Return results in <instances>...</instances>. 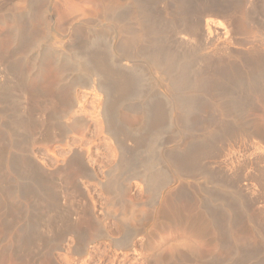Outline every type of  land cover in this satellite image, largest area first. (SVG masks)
I'll list each match as a JSON object with an SVG mask.
<instances>
[{
    "label": "rangeland",
    "instance_id": "obj_1",
    "mask_svg": "<svg viewBox=\"0 0 264 264\" xmlns=\"http://www.w3.org/2000/svg\"><path fill=\"white\" fill-rule=\"evenodd\" d=\"M101 1L0 0V264H264V189L253 181L264 152L253 136L229 141L237 123L264 128V96L244 89L258 76L227 86L222 115L204 89L173 92L180 71L155 69L146 53L173 55L188 79L211 72L201 60L219 53L175 35L170 15L206 1L249 11L254 35L231 34L247 40L232 47L243 69L244 56H264V0H118L111 12ZM137 1L156 33L129 48L118 22L139 35ZM34 103L48 140L27 128ZM166 153L185 177L172 179ZM199 214L215 217L220 240L180 224Z\"/></svg>",
    "mask_w": 264,
    "mask_h": 264
},
{
    "label": "bare ground",
    "instance_id": "obj_2",
    "mask_svg": "<svg viewBox=\"0 0 264 264\" xmlns=\"http://www.w3.org/2000/svg\"><path fill=\"white\" fill-rule=\"evenodd\" d=\"M174 1L175 4H177L178 6L182 4V0H174ZM198 2L195 6L191 3L189 4L188 2L183 12H178L174 14L173 11L171 10L170 15H172V18L175 21H177V25L175 26L173 31L175 35L185 40L187 39L204 40L206 44H209L208 48H211L213 46V50L219 53L217 57L215 56V54H212L215 58L207 55L209 57L204 56L206 58H203V61L201 60V63L204 62L203 64H206V67L211 69V72L209 70V73L208 72L206 73V71H204L206 74L210 76V78L208 75L204 74V72H202L200 78H193V79L185 78L184 68H183L184 65L182 66V63L178 61L173 55L169 53L161 52V50H156V49L149 50L148 48V52H146L147 58L149 59L151 65L155 69H158L160 71L162 70L167 71V69H172V68L180 71L179 77H177L171 83V89L173 90V92L181 91L183 93L184 91L187 92L188 90L194 91V90L204 89L205 92L207 91L206 93H210L209 98H207L209 99L210 103H212V100L218 102L217 104L220 106V112L223 115L227 113V109L224 107V105L220 103V94L227 89V86H231L232 84H237V83L238 84L243 83L246 80L245 78L243 79V77H246L251 72L254 75L258 76V78L256 82H254V84L250 86H246V88H244L245 91L248 92L246 93V95L249 94L250 96H252V94L261 91L262 95L264 96L263 94L264 93L263 92L264 91V56L255 53L254 55L252 54L251 57H249L248 59H246V57L248 56H244L245 58L242 59L246 60L244 64L245 67L243 69L241 67L242 69L241 70L238 63L239 61L237 62L239 57L238 55L240 54L235 53L232 50L234 44L242 47L244 46L243 44L245 45L248 44L247 40L245 43L243 41L240 42L236 39L234 41L231 35L232 31H234L236 36L237 34L250 36L251 33H253V30L255 31V29H253L255 27H253L252 18L248 10L240 9L238 11H234L231 10L230 8L222 9V10H218V8L210 9L208 7L209 5L208 2L206 1L204 2L201 1L199 3ZM117 4H118V0H104L102 2V9L103 11L111 12L112 10H114V8H116ZM143 8H144L143 2L137 1L135 10L133 11V13H137L139 11L143 15V18L142 15L140 17L139 35H137L138 30L137 32H134V34L132 31H129L128 30L129 28L128 29L126 28L127 26L125 25L126 23H124V21L118 22L120 30L123 31L125 34H128L129 36L128 43L126 44L127 46H129V48L131 47L135 48V42L137 37L141 38L156 33L155 26L151 24L149 20L150 13L142 12ZM216 16L223 18L224 26L221 24L220 20L216 19ZM100 60L101 58L97 57L95 61L97 64H99ZM96 63H94L93 64L94 67L90 69L91 73H93L89 76V80L91 81H93L92 75H94L95 72L97 71ZM259 82H262L263 84H260ZM257 83H259V85ZM256 85L259 86V88H257ZM125 88H126V83L124 82L123 84L121 83L117 85L115 89H117L118 92L122 93V91ZM253 90L255 93H253ZM100 91L104 94V96L107 99H110L109 98L110 90L108 88L100 87ZM70 106L72 107L73 104H70ZM41 111H42L41 108L40 109L37 108L35 106V103L34 105H31L30 117L27 122L28 124L27 128L32 130V133H34L33 141H37V139L48 140L50 139L51 136L50 134L52 131V127L50 124H48V121L47 122L40 121L38 119V115L41 113ZM70 112L71 111H69V113ZM156 115L158 116V114ZM77 118L78 116L74 117V119ZM222 124L225 123L223 122L220 125ZM242 125L240 123H237L234 126V128L229 132L230 134L229 141H231L234 138H239L244 136L248 138L253 136V142H254L253 144H255V147L254 145L253 147L256 149L254 152L257 153V150L259 152H264V149L261 147V143L262 142L264 143V128L257 122L253 124V127L250 128L248 127L246 129H245L246 126L244 125L242 126ZM226 128L227 127H225V129ZM207 153H209V151H207ZM164 159L175 169L174 171L175 174L174 176H172V179H174L173 177H175V179L185 177V174L181 172L182 170L181 162H179L174 156L170 155V153H166L164 155ZM260 161H261L260 164L262 166L260 169L257 170L258 174L256 178H253V181L256 182V183L254 182L255 184H258L259 186H261V188L264 189V159H261ZM230 164L233 167V161ZM187 174L188 173L186 172V175ZM160 175L161 174L159 173L155 174L153 180L155 182H159ZM172 179L164 183V186L169 184L172 181ZM111 186H115V184ZM161 186L163 187V184ZM159 188L161 189V187ZM118 190H116L117 193ZM119 192H121L119 194L122 195L123 191H119ZM157 194H159V190ZM262 203L264 205V201ZM163 206L166 209L172 208L174 206L173 200L170 199V197L166 198ZM180 224H182L183 226L185 225V227H187L191 232L195 233L197 236H201L205 238L208 242L220 240L219 227H218V223L215 220V217H207V216L203 217L201 214H199L188 220L180 219ZM48 225H49L48 227H51L50 224ZM143 231L140 230L139 232H143ZM79 241L81 244V248H83L84 239ZM116 242L119 245H125V243L127 244V239H124L123 241L117 240Z\"/></svg>",
    "mask_w": 264,
    "mask_h": 264
}]
</instances>
